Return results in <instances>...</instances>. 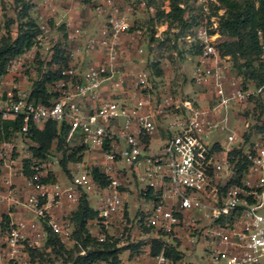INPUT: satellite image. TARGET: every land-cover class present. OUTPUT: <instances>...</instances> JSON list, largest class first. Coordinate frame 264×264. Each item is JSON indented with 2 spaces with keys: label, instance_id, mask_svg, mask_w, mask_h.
<instances>
[{
  "label": "built area",
  "instance_id": "obj_1",
  "mask_svg": "<svg viewBox=\"0 0 264 264\" xmlns=\"http://www.w3.org/2000/svg\"><path fill=\"white\" fill-rule=\"evenodd\" d=\"M60 1H38L31 12L39 29L34 43L8 58L0 76V264H33L30 254L42 249L49 230L63 244L74 242V222L53 211L61 198L78 204L81 194L95 198L97 217L87 222L88 233L98 242L115 243L116 264H126L124 252L150 264H193L183 255L197 247L208 264H264V82L258 85L239 72L238 53L220 49L227 9L219 0H193L197 22L182 37L196 51L191 76L196 91L190 94L155 87L148 70L129 67L123 37L136 41L144 34L129 19L130 5L90 0L103 22L87 30L69 11H60ZM139 6L155 10L146 0ZM57 26L63 27L68 64L54 65L59 77L48 84L52 97L44 103L18 76L37 77V62L49 60L58 43ZM5 34L0 7V39ZM257 34L264 64L262 32ZM135 51L144 49L135 45ZM6 121H18V129L9 125L8 131L24 139L32 126L64 125L66 142L77 138L92 163L83 157L63 171L51 155L55 143L44 157L27 147L23 163L16 138L3 129ZM57 166L70 172L64 182ZM15 176L33 183L24 202ZM17 205L28 215H17ZM154 240L162 242L157 252Z\"/></svg>",
  "mask_w": 264,
  "mask_h": 264
},
{
  "label": "trees",
  "instance_id": "obj_2",
  "mask_svg": "<svg viewBox=\"0 0 264 264\" xmlns=\"http://www.w3.org/2000/svg\"><path fill=\"white\" fill-rule=\"evenodd\" d=\"M20 5L19 18L24 20L18 26L16 35L13 37L8 33L0 39V76L5 73L7 59L18 54L24 53L34 43L39 29L35 19L30 13L31 5L26 0H15ZM170 2V11L166 16L172 21L182 23L185 27L194 26L197 22L198 14L196 7L192 12L187 14L186 6L188 0H168ZM227 9L225 17L220 22L221 33L225 36V42L220 46L224 53L232 55L239 54V58L243 62L236 60V66L239 72L247 78L262 84L264 82V64L259 59L262 52L260 39L257 31L262 32V41L264 43V0H219ZM185 4V6H181ZM148 5L149 2H148ZM158 10V8H157ZM159 11V10H158ZM62 28V27H61ZM229 39V41H228ZM53 53L49 60L39 61L36 67L37 78L33 83L31 96L38 101L46 103L52 97L46 85L59 77V67L68 64V58L65 55V47L55 45ZM192 54L195 50L190 49ZM53 69V70H51ZM27 72V70H25ZM158 76H161V70L158 71ZM161 74V75H160ZM12 125L14 130L19 127V122H4L3 129L8 137V126ZM53 122H48L42 129L30 128L29 136L37 141L38 147L32 148L34 155L44 157L55 143V149L61 151L62 156L59 160V165L63 171H67L69 162H78L83 158L84 145L80 144L70 149L66 145L67 127L62 126L60 130ZM69 151L66 154V151ZM94 174L98 176L97 170L94 169ZM97 217V211L94 210L88 201L86 194H81L76 210L72 213L71 218L75 222V230L73 232L75 245L72 248H67L63 243L49 230V235L46 241L45 248H51L64 258L66 264H93L100 259H112V264L118 262L117 249L114 248L115 243L98 242L91 237L87 230V222ZM154 251L157 252L162 245L160 240H154ZM84 250V254L79 252ZM37 251L35 252L41 255ZM174 257H179L173 251H168ZM34 254V256H35ZM53 264V263H51Z\"/></svg>",
  "mask_w": 264,
  "mask_h": 264
},
{
  "label": "rangeland",
  "instance_id": "obj_3",
  "mask_svg": "<svg viewBox=\"0 0 264 264\" xmlns=\"http://www.w3.org/2000/svg\"><path fill=\"white\" fill-rule=\"evenodd\" d=\"M38 1L39 0H33V7L30 9V13L33 12L37 7ZM115 1L123 8L125 5H130L132 10L128 14L129 19L134 26L144 29V34L137 38L136 41L130 40L129 38L127 40L128 45H130L128 47V50L130 51L128 57L130 59L128 61L129 67L133 69L148 70L151 74V80L155 87L162 85L165 87H170L171 89L180 88L185 92H190V94H193L194 90L196 91V87H193L191 82L194 63L193 54L187 47V44L184 43V40H182V37L186 33H192V28L188 26L185 27L182 23L172 21L166 16V14L170 11V2L168 0H146L147 6H149V2L150 6L154 7V11L149 10L148 7L139 6L141 0ZM183 5L185 6V4ZM0 7L2 9L3 27H7L8 33L14 37L16 35L18 26H20V23L25 20H21L19 18L20 5L15 0H0ZM194 7L195 4L193 3V0H188L186 6L187 14L192 12ZM58 8L61 12L69 11V14L75 21L77 19L76 16L81 15L82 13L88 15V17H92L91 19L93 20L95 17H97L95 16L90 0H61ZM91 23L92 22L83 25V27L87 30L93 29ZM53 34L58 38L56 40V43L58 42L57 45L65 47L64 41L61 40L63 36V27L61 28L57 26L56 29L53 30ZM135 45L141 46L144 49V52L142 54L137 53L135 51ZM241 62H243V59H241ZM159 70L162 72V75L160 74L161 76H158ZM22 77L23 80H25L24 85L31 78L27 73ZM200 103H204V101H201ZM246 115L248 116V113ZM249 118L252 119L254 116ZM9 136H11V134H9ZM66 145L70 151V149L80 145V142L76 138L70 143L66 142ZM69 151L67 149L66 154H68ZM61 153V151L56 149L51 151V155L57 156L59 160L62 156ZM87 155L91 156V154L84 152V156ZM56 168H58V166ZM63 173L64 172H59V177L61 179H64ZM62 181L64 182L65 180ZM129 199H132L134 202L138 201V198L134 199L132 196H129ZM94 201L95 198L91 196V206L95 205ZM132 201L130 205L131 208L133 207ZM74 228H76L75 223ZM75 241L76 240L74 239V242H68L63 245H65L67 248H72L75 245ZM39 253L41 255L36 253L34 256L35 264H66L63 261L64 258L62 255L49 247L43 249V251ZM131 257L129 256L128 258ZM183 258L193 264L208 263V256L203 252L201 247H197L195 253L192 255H183Z\"/></svg>",
  "mask_w": 264,
  "mask_h": 264
},
{
  "label": "crops",
  "instance_id": "obj_4",
  "mask_svg": "<svg viewBox=\"0 0 264 264\" xmlns=\"http://www.w3.org/2000/svg\"><path fill=\"white\" fill-rule=\"evenodd\" d=\"M93 16H94V13H93ZM76 18H77L76 21L81 22L82 25H86V24L92 22L91 23L92 28H96L98 25H100L103 22V18H101V17H95L94 20H93V19H91L92 17H88V15L83 14V13L81 15H77ZM127 40H128V37L124 36L123 37V46H124L125 53L126 54L127 53L130 54V51L128 50V47L130 45H128ZM97 56H98V54L96 52H94L92 57H97ZM88 58L89 57H87L86 59H88ZM88 60H90V59H88ZM36 79H38V78L32 76L30 78V80L24 85L25 80H23L22 75H19L18 76V82L20 83V85L22 87H24V89H26L27 91H29L30 94H31V91H32V88H33V83H34V81ZM46 87L49 90L48 85H46ZM44 126L45 125L38 126V127L32 126L31 128L42 129V128H44ZM8 133L11 134V136H9V134H8V136L9 137H12V134L13 133H10V132H8ZM13 136H14V134H13ZM14 137L16 138V142L19 145L18 157L24 163V162H26V160H25L26 154H27V149L26 148L27 147H30L31 149L32 148H37L38 147V143H37V141L33 140L31 137L28 138V139H24L23 137L20 138L19 136H14ZM83 157H84L85 160H87V163L88 164L92 163V156L87 155V156H83ZM67 167L73 169L74 168V165L71 162V163H68L67 164ZM59 169L60 168H55V170L57 171V176H58V178L60 180H65L66 179V176H67V178L70 177V172H69V174H67V175L66 174H63L65 179H61L59 177V172H63V171L62 170H59ZM27 173L29 174V171L28 170H27ZM14 182H15L16 187L19 189V199H20V202H24L26 200V198H27L28 193L32 189V184L33 183L29 180V178L22 177V176H15L14 177ZM88 201H89V204H90V198L88 199ZM90 206H91V204H90ZM76 207H77V204H72L70 202H67L64 198H61V201H60L59 205L53 211V215L55 217H57V218H63L65 216H67V217L69 216L71 218L72 213L76 210ZM13 210L19 216H27L28 215L26 209H24L23 206H21V205H17L15 208H13ZM71 220L73 221L72 218H71ZM74 230H75V228H74ZM45 247H46V243L42 247V249H40L39 251H43V249H45ZM35 252H37V251L31 252V254H30L31 261H32L33 264H35L34 263V260H35L34 254H35ZM123 255H124V260H125L126 264H136V263L137 264H150V260H148L145 257L144 258H138V259H136V258H134L132 256V254H127V252H124ZM187 255H192V254H187ZM129 256L130 257L132 256V257L131 258H128ZM194 264H197V263H194Z\"/></svg>",
  "mask_w": 264,
  "mask_h": 264
}]
</instances>
